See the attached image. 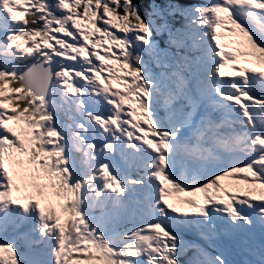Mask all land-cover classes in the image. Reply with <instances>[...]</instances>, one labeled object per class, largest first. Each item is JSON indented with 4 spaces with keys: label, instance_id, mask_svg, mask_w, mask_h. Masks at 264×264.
<instances>
[{
    "label": "snow or ice",
    "instance_id": "snow-or-ice-1",
    "mask_svg": "<svg viewBox=\"0 0 264 264\" xmlns=\"http://www.w3.org/2000/svg\"><path fill=\"white\" fill-rule=\"evenodd\" d=\"M0 264H264V0H0Z\"/></svg>",
    "mask_w": 264,
    "mask_h": 264
},
{
    "label": "rangeland",
    "instance_id": "rangeland-1",
    "mask_svg": "<svg viewBox=\"0 0 264 264\" xmlns=\"http://www.w3.org/2000/svg\"><path fill=\"white\" fill-rule=\"evenodd\" d=\"M222 35H226V38L225 40L227 42H224V41H221V43H225V44H230V43H233L234 45H236L241 51L242 53L240 54L239 52H233V54L237 55L238 57V63L242 61V58L245 57V55H247V53H249L251 50L245 46H238L236 41L239 40V37L237 36H228L227 33H222ZM226 51H231L232 52V47H231V44H230V47L229 48H226L225 49ZM244 54V55H243ZM245 66H251L250 64L246 63ZM226 71H227V67H226ZM231 74V73H229ZM113 87H117L116 85H113ZM221 185L223 186H232L233 188L235 187H240V188H243L244 186L243 185H236L233 181V178L232 177H226L224 178L223 180H221L219 182ZM231 190V189H230ZM31 191V190H30ZM199 195V194H198Z\"/></svg>",
    "mask_w": 264,
    "mask_h": 264
},
{
    "label": "bare ground",
    "instance_id": "bare-ground-1",
    "mask_svg": "<svg viewBox=\"0 0 264 264\" xmlns=\"http://www.w3.org/2000/svg\"><path fill=\"white\" fill-rule=\"evenodd\" d=\"M223 37H224V38H223L222 41L227 42V41L225 40L226 35H223ZM230 44H231V47H232V52H239L240 54L242 53V51H241L236 45H234L233 43H230ZM243 55H244V54H243ZM251 59H252L251 56L245 55V57L242 58V61L239 62L238 64H239V66H242V67H248V66H245L246 61H247V60H251ZM251 66H252V65H251Z\"/></svg>",
    "mask_w": 264,
    "mask_h": 264
}]
</instances>
